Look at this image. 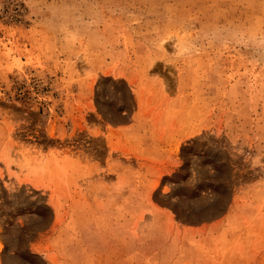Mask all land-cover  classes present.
<instances>
[{"label":"rangeland","instance_id":"1","mask_svg":"<svg viewBox=\"0 0 264 264\" xmlns=\"http://www.w3.org/2000/svg\"><path fill=\"white\" fill-rule=\"evenodd\" d=\"M0 264H264V0H0Z\"/></svg>","mask_w":264,"mask_h":264}]
</instances>
